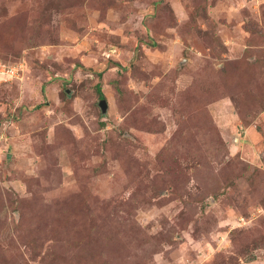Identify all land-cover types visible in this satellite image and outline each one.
Returning <instances> with one entry per match:
<instances>
[{"label": "rangeland", "instance_id": "rangeland-1", "mask_svg": "<svg viewBox=\"0 0 264 264\" xmlns=\"http://www.w3.org/2000/svg\"><path fill=\"white\" fill-rule=\"evenodd\" d=\"M0 64V264H264V0H0Z\"/></svg>", "mask_w": 264, "mask_h": 264}, {"label": "built area", "instance_id": "built-area-1", "mask_svg": "<svg viewBox=\"0 0 264 264\" xmlns=\"http://www.w3.org/2000/svg\"><path fill=\"white\" fill-rule=\"evenodd\" d=\"M13 77L14 70L7 65L0 64V83L14 81Z\"/></svg>", "mask_w": 264, "mask_h": 264}, {"label": "water", "instance_id": "water-1", "mask_svg": "<svg viewBox=\"0 0 264 264\" xmlns=\"http://www.w3.org/2000/svg\"><path fill=\"white\" fill-rule=\"evenodd\" d=\"M98 106L100 108L101 114L105 115L106 112H107V102H106V100H103V99L99 100Z\"/></svg>", "mask_w": 264, "mask_h": 264}, {"label": "trees", "instance_id": "trees-1", "mask_svg": "<svg viewBox=\"0 0 264 264\" xmlns=\"http://www.w3.org/2000/svg\"><path fill=\"white\" fill-rule=\"evenodd\" d=\"M95 90H96V92H97V94H98V96H99V100H105L104 99V96L102 95V93H101V90H100V86L99 85H96V87H95Z\"/></svg>", "mask_w": 264, "mask_h": 264}]
</instances>
